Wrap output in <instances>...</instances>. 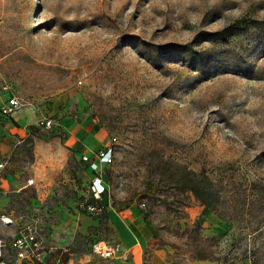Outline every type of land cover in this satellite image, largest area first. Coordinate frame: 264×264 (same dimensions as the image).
<instances>
[{"label":"rangeland","instance_id":"obj_1","mask_svg":"<svg viewBox=\"0 0 264 264\" xmlns=\"http://www.w3.org/2000/svg\"><path fill=\"white\" fill-rule=\"evenodd\" d=\"M12 96L0 264H115L96 247L123 254L107 213L129 204L158 231L144 264H264V0H0V104ZM94 146L115 153L99 219L82 206ZM172 163L221 181L228 219L164 181Z\"/></svg>","mask_w":264,"mask_h":264},{"label":"crops","instance_id":"obj_2","mask_svg":"<svg viewBox=\"0 0 264 264\" xmlns=\"http://www.w3.org/2000/svg\"><path fill=\"white\" fill-rule=\"evenodd\" d=\"M97 148V146H94L92 149L89 148L90 152L86 154H91V156L94 155ZM98 151L100 150H97L96 153ZM189 213V219L195 221L197 219V210L189 209ZM145 218L143 212L140 211L135 204L109 206L107 221L114 228L124 250L122 255L115 258V264H144L143 246L155 239L158 233L156 227L147 222ZM212 228L216 231L217 227L214 225ZM162 254L165 253L160 251L156 252L151 260H149L150 262L148 264H161L163 260ZM191 264H217V262H212L210 260H194Z\"/></svg>","mask_w":264,"mask_h":264},{"label":"built area","instance_id":"obj_3","mask_svg":"<svg viewBox=\"0 0 264 264\" xmlns=\"http://www.w3.org/2000/svg\"><path fill=\"white\" fill-rule=\"evenodd\" d=\"M24 106L23 101L17 97L12 96L6 102L0 104V119L13 118ZM54 126L52 120L46 122V129H51ZM82 162L86 163L91 171L94 173V177L89 186V192L91 196L98 201L94 205H86L82 203L83 207H86L89 214L94 218H101L105 212V207L100 203L103 200V196L108 191L107 183L105 182L103 167L110 166L115 160V153L111 146L104 147L94 155L85 154L81 157ZM3 168V165H0ZM146 204L141 203L140 208L145 209ZM18 249L27 248V244L23 241L15 243ZM118 249L113 245H106L103 248L102 243L96 247V253L103 258H116ZM21 258L24 257L23 253H20Z\"/></svg>","mask_w":264,"mask_h":264},{"label":"trees","instance_id":"obj_4","mask_svg":"<svg viewBox=\"0 0 264 264\" xmlns=\"http://www.w3.org/2000/svg\"><path fill=\"white\" fill-rule=\"evenodd\" d=\"M164 174V181L184 195L192 196L205 209L211 210L220 219H228L226 211L231 212L230 200L223 192L221 181L213 180L206 172H197L184 164H173L168 166ZM94 203L98 201L92 198ZM197 260H212L206 256L199 255Z\"/></svg>","mask_w":264,"mask_h":264},{"label":"bare ground","instance_id":"obj_5","mask_svg":"<svg viewBox=\"0 0 264 264\" xmlns=\"http://www.w3.org/2000/svg\"><path fill=\"white\" fill-rule=\"evenodd\" d=\"M7 224H9V221H6Z\"/></svg>","mask_w":264,"mask_h":264}]
</instances>
